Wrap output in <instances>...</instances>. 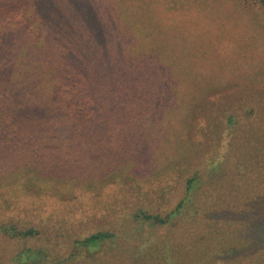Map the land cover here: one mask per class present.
I'll list each match as a JSON object with an SVG mask.
<instances>
[{
  "label": "rangeland",
  "instance_id": "374dc122",
  "mask_svg": "<svg viewBox=\"0 0 264 264\" xmlns=\"http://www.w3.org/2000/svg\"><path fill=\"white\" fill-rule=\"evenodd\" d=\"M132 1L129 0L128 8L133 13L138 11L132 18L137 25H143L137 31V39L142 41L140 47L144 50L139 49L138 55L152 54L163 59V53L175 76L182 72H177L178 61L186 71L179 91L174 83L169 88L171 99L164 105L168 108L167 114L162 113L159 105L145 101V98L157 100L159 89L150 92L145 88L143 101L137 104L141 112L136 117L137 125L142 128L140 142L153 151H127V157L139 155L142 163L139 165L133 160L124 168V175L130 173L132 179L125 176V180L114 174L104 187L72 185L74 182L70 181L75 197L64 199L60 198L58 188L65 182L44 183L47 188L38 196L23 189L16 192L27 176L20 178V171L11 168L16 162H7L10 158L3 154L0 163L7 166H0V222L11 218L21 223L48 219L50 224L61 221L76 230L83 227L100 230L107 228V223L116 224L139 209L165 214L185 194L187 178L196 168L203 169L215 155L222 168L214 174L200 172L194 187V193L199 195L192 201L205 203L201 213L205 223L225 231V235L219 236L221 241L223 238L231 243L235 239V244L222 249L217 242L212 262L258 264L262 252L253 254L250 244L244 240L249 238L245 230L256 217L252 201L259 198L258 193L264 187V9L244 0H138L134 3L138 6ZM126 3L123 0L121 4L126 6ZM124 12L127 17L128 12ZM155 47L161 49L159 53ZM11 48H0V65L7 55L18 52L5 63L8 68L5 77L17 89L18 102L29 106L27 100L32 104L33 99H38L34 85L39 82L43 85L38 91L43 100H52L46 78L40 76L44 68L39 66L34 54L26 47ZM39 103L44 105L42 101ZM251 135L257 138L254 149L248 148L252 145ZM72 156H78V152L67 151L62 158ZM50 162L56 165L53 156ZM116 163L122 161L117 158ZM101 164L99 161L98 166ZM39 168L32 175L36 176ZM243 203L248 210L245 205L240 207ZM195 213L196 209H189L168 225L146 223L137 237L128 242L124 239V248L132 254L135 264L141 263L144 256L158 258L163 264H177L179 258L188 256L185 255L188 250L173 242L176 236L180 242L189 244L188 249L192 248L186 264H201V254L193 253L198 244L192 245L197 241L207 243L208 236L193 226L182 234L175 232L185 222L189 223ZM117 234L119 238L103 243L97 252L103 253L109 248L106 252L114 249L116 258L126 257V251H117L122 232ZM153 244L161 245L159 254L153 249L149 252ZM45 259L41 253L30 264H42ZM123 264L129 262L123 261Z\"/></svg>",
  "mask_w": 264,
  "mask_h": 264
},
{
  "label": "trees",
  "instance_id": "16d2710c",
  "mask_svg": "<svg viewBox=\"0 0 264 264\" xmlns=\"http://www.w3.org/2000/svg\"><path fill=\"white\" fill-rule=\"evenodd\" d=\"M244 1L246 4H258L264 9V0ZM122 2L0 0V48L12 47V50L26 47L30 54H34L39 66L44 68L40 76L46 78L49 94L53 95L52 100L44 101L38 92L43 89L39 82L34 85V91L40 97L33 99L32 104L27 100L29 106L21 105L17 99V89L5 77L8 71L5 63L18 52L15 50L1 62L0 161L5 154L10 158L7 162H16L17 165L11 168L20 171V178L27 176L21 181L22 188L17 186L16 192L25 190L38 196L47 188L44 183L65 182L58 188L60 198H73L70 181L74 182L72 185L82 183L104 187L114 174L121 175L125 180L126 177L132 179L130 173L124 175V168L133 160L136 164L142 163L139 155L127 157V151H153L140 142L142 128L137 125L136 117L141 112L137 104L143 101L141 98L145 88L150 92L159 89L161 92H158L157 100L145 98V101L159 105L162 113L167 114L168 108L164 105L171 99L169 88L174 83L173 86L179 91L178 87L185 82L186 71L178 61L177 72H182L175 76L169 59L163 53V59L152 54L138 55L139 49L144 50L140 47L142 41L137 39V31L143 25H137L133 20L138 11L133 13L128 8L129 0L126 6ZM135 2L138 0H133V5ZM124 11L128 12L127 17ZM156 47H160L159 44ZM156 47L159 53L161 49ZM41 101L44 105L39 103ZM49 103L52 108H49ZM26 120L30 122L24 123ZM168 138L165 140L168 141ZM250 140L252 145L248 148L254 149L256 136L251 135ZM45 151L52 152L45 156ZM67 151H77L78 156L63 159ZM51 156L56 160V165L50 162ZM16 157L20 160L15 161ZM117 158L122 161L121 164L116 163ZM217 159L214 155L203 169L196 168L187 178L185 194L165 214L139 209L125 215L116 224L107 223L108 227L100 230L88 227L76 230L61 221L50 224L48 219L40 222L29 220L26 223L13 218L2 221L0 241L4 246L0 247V264H30L33 257L41 253L46 257L42 264H123V261L135 264L132 254L124 248V239L128 242L137 237L146 223L150 226L168 225L189 209H196L197 213L175 232L182 234L187 227L193 226L205 233L208 242L203 244L196 240L192 246L198 245L193 253L201 254V264H214L212 261L217 242H220L222 249H226L228 244H235V239H231V243H226L223 238L221 241L219 236L225 235V231L205 223L201 214L205 203L198 204L192 199L199 195L194 193V187L201 176L200 172L214 174L222 168ZM99 161L102 164L98 166ZM0 166L7 165L0 163ZM37 168L40 169L37 175H32ZM260 190L259 198L252 201L256 217L248 225L249 229L245 230L249 238L244 242L250 244L253 254L262 252L258 264H264V187ZM117 232H122L123 240H119L121 244H117V251H126L127 256L116 258L114 249L106 252L109 248L103 253L97 252L103 243L119 238ZM190 236L193 234L190 233ZM173 242L187 248L185 255L188 256L177 261V264H186L192 248L188 249L189 244L180 242L176 236H173ZM160 248L161 245L153 244L148 249L159 254ZM111 255L114 261H111ZM140 261L139 264H163L154 257L144 256ZM229 262L227 264H231Z\"/></svg>",
  "mask_w": 264,
  "mask_h": 264
}]
</instances>
